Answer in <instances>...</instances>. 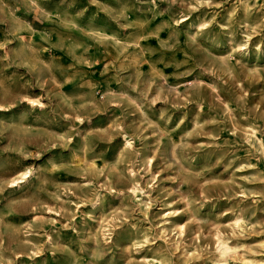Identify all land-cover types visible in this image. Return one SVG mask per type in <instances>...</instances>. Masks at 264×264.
Returning a JSON list of instances; mask_svg holds the SVG:
<instances>
[{
  "label": "rangeland",
  "instance_id": "1",
  "mask_svg": "<svg viewBox=\"0 0 264 264\" xmlns=\"http://www.w3.org/2000/svg\"><path fill=\"white\" fill-rule=\"evenodd\" d=\"M0 104V264L264 259V0H0Z\"/></svg>",
  "mask_w": 264,
  "mask_h": 264
},
{
  "label": "bare ground",
  "instance_id": "2",
  "mask_svg": "<svg viewBox=\"0 0 264 264\" xmlns=\"http://www.w3.org/2000/svg\"><path fill=\"white\" fill-rule=\"evenodd\" d=\"M20 36L25 39V34H20ZM245 45H246L245 43L235 42L233 48L238 47L240 49H243L245 47ZM89 63L91 64V62H89ZM25 98L31 104H35V103H39L40 105L42 104L41 101L38 99H33L29 96H26ZM0 107H4V106L2 104H0ZM124 134H125L124 138H125L127 146H132L133 145L132 138L127 133H124ZM253 136L257 137L255 130H253ZM253 136H251V137H253ZM251 139H252V142H254L253 138H251ZM259 141H260L261 145H263L261 140H259ZM36 169L29 168V166H28V167H25V168L19 170L16 173L14 172L15 174L13 173V175L10 176V178L8 179V183H10L12 186H17V185H21V183H23V182H28L30 180V178L33 177V175H36V172H35ZM131 172L133 173L134 170L132 169ZM132 183H133V185L130 187V190L132 193L135 194L136 197L140 196V193H139L140 191L144 192V194H146L147 197L149 196V193L146 190H144V187L141 185L138 178L133 176ZM120 193H122L121 190L117 192V194H120ZM101 199H102L101 196H98V198L96 199V201L94 203L97 205L100 204ZM144 201L145 200L143 198L139 199V203L141 204V206H145L147 208L148 204H147V202L144 203ZM241 212L238 213L233 220H234V225L236 227L244 229V224L246 223V221L244 220ZM180 228H182V225L180 226ZM180 230H182V229H180ZM101 232H102L103 239L106 242L108 240L112 239L113 229L109 223H107L103 226V229ZM145 238H146L145 240H147V242H148L149 238L147 236ZM134 240H135V238H134ZM47 241L50 242L51 244L53 243V237L51 234L47 235ZM233 245H231L229 243L228 238L224 237V235L219 232L218 233V246H217L218 258L216 261H214V264H231L232 263L231 261H239V264H264V259L249 258V257H246L242 254H239V252H238L239 244H238V246L237 245L233 246ZM263 247H264V240H263ZM152 260H153V263H149V264H164V262H165V260L160 258V257H152ZM168 264H171V263H168ZM234 264H237V263L235 262Z\"/></svg>",
  "mask_w": 264,
  "mask_h": 264
}]
</instances>
